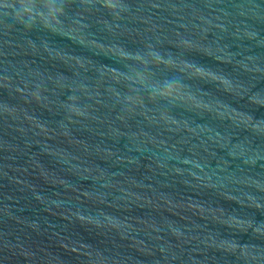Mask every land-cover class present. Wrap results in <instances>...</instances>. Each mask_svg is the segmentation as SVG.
Instances as JSON below:
<instances>
[{
    "label": "water",
    "instance_id": "water-1",
    "mask_svg": "<svg viewBox=\"0 0 264 264\" xmlns=\"http://www.w3.org/2000/svg\"><path fill=\"white\" fill-rule=\"evenodd\" d=\"M0 264H264V0H0Z\"/></svg>",
    "mask_w": 264,
    "mask_h": 264
}]
</instances>
